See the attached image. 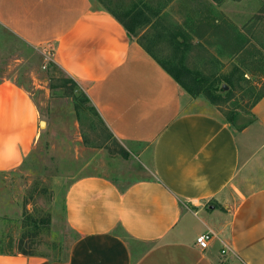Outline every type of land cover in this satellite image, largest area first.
Wrapping results in <instances>:
<instances>
[{"label": "crops", "instance_id": "obj_1", "mask_svg": "<svg viewBox=\"0 0 264 264\" xmlns=\"http://www.w3.org/2000/svg\"><path fill=\"white\" fill-rule=\"evenodd\" d=\"M0 27L33 49L52 50V61L86 84L108 131L142 149L151 172L128 182L71 181L62 201L74 235L66 256L17 252L0 255V264H264V185L239 189L264 157V95L238 132L188 110L182 88L92 0H0ZM39 127L32 96L0 82V173L22 163ZM206 231L213 238L201 249L196 238Z\"/></svg>", "mask_w": 264, "mask_h": 264}, {"label": "rangeland", "instance_id": "obj_2", "mask_svg": "<svg viewBox=\"0 0 264 264\" xmlns=\"http://www.w3.org/2000/svg\"><path fill=\"white\" fill-rule=\"evenodd\" d=\"M92 2L125 21L139 14L128 37L189 87L192 94L182 89L193 103L188 110L214 115L234 132L252 123V103L264 93V0ZM51 51L33 49L0 27V82L11 80L29 93L44 122L22 163L0 173V255L63 259L74 239L62 214L71 181L151 176L142 166V149L114 138L86 84L55 64ZM247 172L239 181L241 194L264 185V157Z\"/></svg>", "mask_w": 264, "mask_h": 264}, {"label": "trees", "instance_id": "obj_3", "mask_svg": "<svg viewBox=\"0 0 264 264\" xmlns=\"http://www.w3.org/2000/svg\"><path fill=\"white\" fill-rule=\"evenodd\" d=\"M113 15V17L124 27V29L126 30V32L128 33V34H131L132 32H133V29L131 28V26H133L131 23H133V22H135V24L136 23H138V22H140L141 20H142V18L140 19V17H139V14L137 13V15H133V17H131L129 20H122L121 18H119L118 16H116L115 14H112ZM133 19H134V21H133ZM136 20V21H135ZM140 20V21H139ZM124 21V22H123ZM176 42H177V44L179 43V40L178 39H176ZM161 67L174 79V81L182 88V89H184L186 92H188V93H190V94H192L193 92L189 89V87H187L186 85H185V83L180 79V77L178 76V75H175V74H173L171 71H168V70H166L162 65H161ZM198 91V90H197ZM197 93H199V92H195L194 94H197ZM204 95L206 96V98L209 100V102L211 103V104H217L216 102H215V99L214 98H212L211 97V95L209 94V93H204ZM264 95V93L263 94H261L259 97H256L255 98V100L253 101V103H252V106L262 97ZM21 254H23V255H32V254H30V253H25V252H21Z\"/></svg>", "mask_w": 264, "mask_h": 264}, {"label": "built area", "instance_id": "obj_4", "mask_svg": "<svg viewBox=\"0 0 264 264\" xmlns=\"http://www.w3.org/2000/svg\"><path fill=\"white\" fill-rule=\"evenodd\" d=\"M49 55V54H48ZM213 238V234L210 231H206L202 234H200L196 238V244L199 248L205 249L208 246L209 241ZM226 252L222 250L221 254L224 255Z\"/></svg>", "mask_w": 264, "mask_h": 264}, {"label": "water", "instance_id": "obj_5", "mask_svg": "<svg viewBox=\"0 0 264 264\" xmlns=\"http://www.w3.org/2000/svg\"><path fill=\"white\" fill-rule=\"evenodd\" d=\"M44 125V122H40V127H42Z\"/></svg>", "mask_w": 264, "mask_h": 264}]
</instances>
